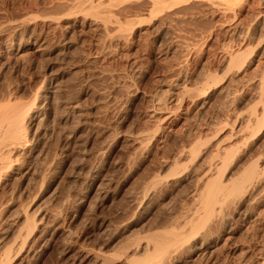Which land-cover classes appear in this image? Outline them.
<instances>
[{
	"label": "rangeland",
	"instance_id": "obj_1",
	"mask_svg": "<svg viewBox=\"0 0 264 264\" xmlns=\"http://www.w3.org/2000/svg\"><path fill=\"white\" fill-rule=\"evenodd\" d=\"M110 1L0 0V103L50 97L0 187L2 220L48 217L0 264L141 262L264 157V0ZM262 192L220 196L161 264H264Z\"/></svg>",
	"mask_w": 264,
	"mask_h": 264
},
{
	"label": "bare ground",
	"instance_id": "obj_2",
	"mask_svg": "<svg viewBox=\"0 0 264 264\" xmlns=\"http://www.w3.org/2000/svg\"><path fill=\"white\" fill-rule=\"evenodd\" d=\"M99 1L101 2V0H99ZM113 1L114 0H111L110 2H113ZM115 1H117V0H115ZM152 2L154 4V6H156V7L153 8L151 14H155L156 12H158L159 10H161L164 7H169L168 6V3L167 4H164V6H162L163 5L162 4L163 3V0H161V1L160 0H153ZM160 2H162V3H160ZM160 4H161L162 7H160ZM89 5L92 6V3H89ZM169 5L171 6L172 4H169ZM128 22L129 21H127V25L126 24H124V25L129 26V24L131 22L130 23H128ZM124 25L122 23H119L118 24L119 28L120 27H124ZM6 49H7V47H6ZM232 59H234V58H231V60ZM11 99L9 98V100H7V101L5 100V102H3V100H2L1 103H0V187L1 188L4 185V183H3L5 181L4 179H8L9 176L21 174L22 172L26 174L27 171L26 172L23 171L24 170V167H23L24 166V162L23 163H20L19 161H20V158L22 156L24 157V156L27 155L26 158H28L35 151L36 146L28 147V143L29 142L30 143L32 142V144H30V145H34L36 143L35 142L33 144V141H31L35 137V136L34 137L32 136L33 138H31V132H32L33 124L41 116L43 117L44 120H47L49 118V116H50L47 111H42L41 110L42 107L44 106V104H46V103L48 104V101L50 99V97L48 96L47 93H42V92L41 93H38L37 96H36V98H35V100L32 103H30L31 105H29V106H23V104L19 103L18 101L13 100V99L11 100ZM39 120L40 119H38V121ZM40 122H41V120H40ZM36 124H37V122H36ZM34 130H38L39 131V129H34ZM35 132H37V131H35ZM35 132L32 133V134H35ZM37 133H36V135H37ZM39 133L41 134V131H39ZM44 133L46 134L47 132H44ZM40 134H39V137H37L38 138V141L43 138V137L41 138V136L43 135V133H42L41 136H40ZM50 140H52V139H50ZM47 144H48V142H47ZM39 145H40V143H39ZM44 145L45 144H43L42 146H44ZM41 150L39 152L44 151V150H42V151ZM38 155L36 156L37 158H38ZM18 157H20L19 160H18ZM21 160H23V158ZM35 160H37V159H35ZM257 161L261 162L262 166L259 165V162H257ZM25 162H26V160H25ZM256 162H255L256 164L255 163L252 164L250 166V168L247 167V169H244L243 173L240 175V178L239 179H236V181L233 180L234 182H232L230 184L229 183H224L225 178L227 177L224 171H223V174L222 175L219 174L220 175L219 178L216 177L215 179H213L212 181H210V183L208 182L209 184L206 183V185L208 186V190L206 189L207 196H205V198H204L205 201H204V207L203 208L205 210L203 209V211H205V214H203L204 216H201L199 218L200 220L198 219L199 220L198 223L194 224L192 231L189 234H183L182 232L181 233L171 232V234H169L171 237H169L168 239H167V237L165 239H163V238H157V237L153 238L154 236L153 237L151 236L153 238L152 239V242H154V244H155V252L150 253L151 255H147L148 257H146L141 262L140 261L135 262L136 260L133 261V259H132L133 263L132 262H128V264H161V262L164 261V260L162 261V259H164L165 256H168L167 254L170 252V250H169L170 248L178 247V245H180L181 242H183V244H184V241L186 240V237L188 235L190 236L191 234H194L197 231L196 229H199L201 226L206 225V223L212 217L213 211H214V207H215V205L217 203H219V201H220L219 198H221L222 195H224L225 197H227V196L229 197L231 195L234 196L235 194H241L243 191L244 192L245 191H250L251 192L250 195H252V194H254L256 192L259 194V192L261 193V191H264V157L263 158H260L259 157V160H256ZM31 163H33V162H31ZM26 164H28V163H26ZM210 168L212 169V166ZM29 169H27V170H29ZM25 174H23V175H25ZM207 176H205V180H208L207 179L208 178ZM228 185H230V186H228ZM6 187H7V184H6ZM0 191H1V189H0ZM262 193L264 195V192H262ZM221 199H225V198H221ZM226 199H228V198H226ZM1 208H3V207H0V209ZM219 208H220V206H219ZM200 212L201 211H199V213ZM1 213L2 212H0V214ZM27 213H29V212L27 211ZM27 213L23 212L22 215L17 216L15 218L13 217L14 219L12 218V216H9V218H6L5 220H2L1 219L2 216L0 217V220H2V223H0V224L6 223V226H7V223L9 222L8 223L9 226H7V227L4 226L3 227L4 234H5V236H4L5 238L4 239L5 240H8V238H10V240H11V238H13L11 240L10 244L7 241H5V243L3 242L4 244L2 243L3 244L2 245L3 247H1L2 249L0 251V263L1 262L3 263L8 258H10L11 251H12V249L14 247L23 245V241H24L23 238H22L23 235L25 237H27V235H28V237H29V234L31 235L32 232L34 233L35 232L34 230H37L38 227L40 225H42L43 222L46 221L47 220V217H48L47 214L45 212H43V211H41V213H39L34 218H31V216L29 214H27ZM3 216H4V214H3ZM193 220H194V218H193ZM21 225H22V228H20ZM10 226H15V228L16 229L18 228V229L17 230L15 229L14 231H10L9 230ZM12 230H13V228H12ZM1 232L3 234V231H1ZM189 236L187 237V239L190 238ZM28 237H27V239H28ZM25 241H26V239H25ZM25 241H24V243H25ZM152 242H150V243H152ZM185 243H186V241H185ZM154 244L152 243V247H153ZM145 245H146V247L142 246V244H141L135 250L137 252H139V251H141V252H143V251L146 252L147 251L148 252V250H149L148 249L149 248L148 243L145 244ZM8 260L10 261V259H8ZM8 260L6 262H8Z\"/></svg>",
	"mask_w": 264,
	"mask_h": 264
}]
</instances>
